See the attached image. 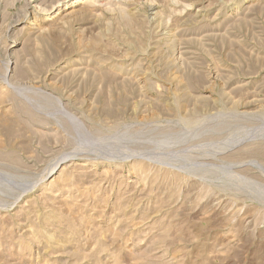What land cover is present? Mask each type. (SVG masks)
Returning a JSON list of instances; mask_svg holds the SVG:
<instances>
[{"label":"rangeland","instance_id":"rangeland-1","mask_svg":"<svg viewBox=\"0 0 264 264\" xmlns=\"http://www.w3.org/2000/svg\"><path fill=\"white\" fill-rule=\"evenodd\" d=\"M76 1L0 0V264H264V0Z\"/></svg>","mask_w":264,"mask_h":264},{"label":"bare ground","instance_id":"bare-ground-1","mask_svg":"<svg viewBox=\"0 0 264 264\" xmlns=\"http://www.w3.org/2000/svg\"><path fill=\"white\" fill-rule=\"evenodd\" d=\"M68 1H69V0H68ZM77 1L79 2V1H81V0H77ZM77 1H76V2H77ZM116 1H117V0H116ZM93 2H94V3H95V2L102 3L103 0H93ZM116 3H117V2H116ZM58 4H59V3H58ZM95 4H96V3H95ZM61 6H62V5H61ZM133 165H135V164H133ZM135 166H136V165H135ZM135 166H134V167H135ZM136 168H137V167H136Z\"/></svg>","mask_w":264,"mask_h":264}]
</instances>
